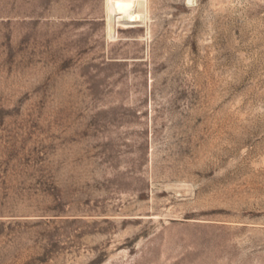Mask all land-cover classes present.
<instances>
[{
    "label": "rangeland",
    "instance_id": "1",
    "mask_svg": "<svg viewBox=\"0 0 264 264\" xmlns=\"http://www.w3.org/2000/svg\"><path fill=\"white\" fill-rule=\"evenodd\" d=\"M143 3L0 0V264H264V0Z\"/></svg>",
    "mask_w": 264,
    "mask_h": 264
},
{
    "label": "bare ground",
    "instance_id": "2",
    "mask_svg": "<svg viewBox=\"0 0 264 264\" xmlns=\"http://www.w3.org/2000/svg\"><path fill=\"white\" fill-rule=\"evenodd\" d=\"M114 1H119L124 4V12L126 16L134 17L141 21L145 19L146 11L143 3L144 0H114Z\"/></svg>",
    "mask_w": 264,
    "mask_h": 264
}]
</instances>
